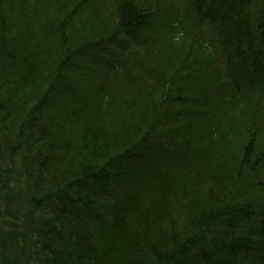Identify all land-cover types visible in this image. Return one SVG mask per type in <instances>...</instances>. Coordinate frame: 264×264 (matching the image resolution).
I'll return each instance as SVG.
<instances>
[{
    "label": "trees",
    "instance_id": "obj_1",
    "mask_svg": "<svg viewBox=\"0 0 264 264\" xmlns=\"http://www.w3.org/2000/svg\"><path fill=\"white\" fill-rule=\"evenodd\" d=\"M0 264H264V0H0Z\"/></svg>",
    "mask_w": 264,
    "mask_h": 264
}]
</instances>
